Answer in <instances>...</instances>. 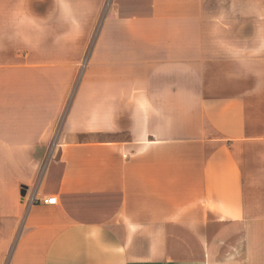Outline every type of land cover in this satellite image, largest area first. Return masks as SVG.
Wrapping results in <instances>:
<instances>
[{"label":"crops","instance_id":"0c3cea01","mask_svg":"<svg viewBox=\"0 0 264 264\" xmlns=\"http://www.w3.org/2000/svg\"><path fill=\"white\" fill-rule=\"evenodd\" d=\"M0 264H264V0H0Z\"/></svg>","mask_w":264,"mask_h":264},{"label":"built area","instance_id":"2783aa9c","mask_svg":"<svg viewBox=\"0 0 264 264\" xmlns=\"http://www.w3.org/2000/svg\"><path fill=\"white\" fill-rule=\"evenodd\" d=\"M111 0H105V7L109 5ZM58 138H59V133H58V129L55 132L54 137L51 139V141L49 142L48 145V152H47V156H46V161L45 163L55 154L57 147H58ZM44 163L42 165V168L44 167ZM44 169V168H43ZM24 197V195L22 196ZM36 201H41L43 203L49 204V203H56V197L55 195H49L47 197H38L36 196V194L34 192H31L27 197H26V203L27 205H32V203L36 202Z\"/></svg>","mask_w":264,"mask_h":264},{"label":"water","instance_id":"95a60500","mask_svg":"<svg viewBox=\"0 0 264 264\" xmlns=\"http://www.w3.org/2000/svg\"><path fill=\"white\" fill-rule=\"evenodd\" d=\"M24 191H25V187H23V189H22V194H24Z\"/></svg>","mask_w":264,"mask_h":264},{"label":"rangeland","instance_id":"374dc122","mask_svg":"<svg viewBox=\"0 0 264 264\" xmlns=\"http://www.w3.org/2000/svg\"><path fill=\"white\" fill-rule=\"evenodd\" d=\"M62 121H63V119H62ZM57 130V129H56ZM22 195H24V194H22Z\"/></svg>","mask_w":264,"mask_h":264}]
</instances>
